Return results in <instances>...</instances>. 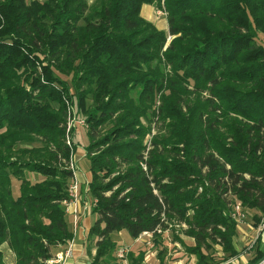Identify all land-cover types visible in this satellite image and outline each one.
Masks as SVG:
<instances>
[{
	"label": "trees",
	"instance_id": "1",
	"mask_svg": "<svg viewBox=\"0 0 264 264\" xmlns=\"http://www.w3.org/2000/svg\"><path fill=\"white\" fill-rule=\"evenodd\" d=\"M260 35L264 0H0V247L14 264H47L73 239L78 147L95 200L90 264H145L142 250L118 258L120 231L150 235L159 264L168 231L196 264L237 257L235 207L253 228L264 220ZM72 110L87 144H66ZM262 245L247 264H264Z\"/></svg>",
	"mask_w": 264,
	"mask_h": 264
},
{
	"label": "crops",
	"instance_id": "2",
	"mask_svg": "<svg viewBox=\"0 0 264 264\" xmlns=\"http://www.w3.org/2000/svg\"><path fill=\"white\" fill-rule=\"evenodd\" d=\"M91 2L93 0H90ZM90 2V3H91ZM155 8L153 6L149 5H144L141 8L140 15L142 18L145 20L151 22L154 24L156 27L158 26V23H156L154 17L155 15ZM155 18V19H154ZM159 30L162 31H167L168 26H167V21L165 19L164 23L159 24L157 27ZM73 139V136H71V140ZM73 141V140H72ZM72 161L75 166V172L73 175V179L70 182V186L75 182L77 183V188H78V198L76 202H72V204L66 206V218L69 224V229L73 234V239L71 241V255L69 258H67L64 262V264H90V257L94 255V249L92 247V240H88V232L89 229L91 228L92 224L94 223L96 219V215L92 212L93 205L95 203L94 198L90 195L88 191V184L90 183L91 180V174L89 172V162L87 158L85 157L84 150L82 148L76 149L75 153L72 154ZM75 206L76 211H77V216H78V223L76 226L73 224V207ZM248 230L254 234L251 237V241L249 244V247L247 248L244 247L245 243L241 241L242 237L245 236V230L239 227L238 225V233L236 238L234 239V247L236 251L239 253V255L235 258H232L222 264H247L249 259L252 256V251L251 247L253 246L254 242L256 241L257 238L261 240V243L263 244L262 247H264V220L261 223V225L257 228H253V226H248ZM241 229V231H240ZM255 232V233H254ZM139 240H134L131 246H134L135 243H137ZM193 241V240H192ZM177 243V242H175ZM132 248V247H131ZM132 248L131 251H135ZM245 248V249H244ZM138 249V248H137ZM0 250L3 252V254L7 253L9 257V264H14V256L11 253V251L8 249L6 245H2L0 247ZM61 252V251H57ZM10 253V254H9ZM156 252V259L158 261ZM4 254V255H5ZM251 254V255H250ZM245 255V257H244ZM192 256V255H191ZM12 258V260H11ZM167 256L165 257L166 261ZM195 258V257H194ZM145 261V260H144ZM164 263L166 264V262ZM178 261V260H177ZM174 261V262H177ZM5 264V262H4ZM146 264V262H145ZM183 264V263H181ZM194 264H196V258L194 260Z\"/></svg>",
	"mask_w": 264,
	"mask_h": 264
},
{
	"label": "rangeland",
	"instance_id": "3",
	"mask_svg": "<svg viewBox=\"0 0 264 264\" xmlns=\"http://www.w3.org/2000/svg\"><path fill=\"white\" fill-rule=\"evenodd\" d=\"M90 2L91 1L89 0V3ZM154 17H156V19L155 18L154 19H155L156 23H158V26H159V24L164 23L165 19H166L165 15L162 12L156 11V10H155ZM258 43L264 46V36L263 35H260L258 37ZM70 118L71 119L68 122V126L71 127L70 128V133H69L70 138H71V136H73L74 141L80 142V144H81V142H82V144H87L88 143V138H87L86 127L85 126H80L81 124L79 122L81 120H79V118H77V116L75 115V112L73 110H72V115L70 116ZM74 129H75V134H74ZM74 184H76V187H77V183L74 182L71 186H69V189ZM69 189H68V193H69V196H70ZM77 193H78V188L76 189V198L73 199V198L70 197L71 201L69 200L70 202H68L67 205H70V204H72V202H76L77 201V198H78V194ZM252 214H253V212L247 211L244 214L241 213V217H239V227L244 229L245 232H246L245 236L242 237L241 241L243 243H245L244 247L247 246V248L249 247V244H250V241H251V237L250 236L254 235V234H252V232H250L251 230L250 231L248 230V228H249L248 226L252 227V225H253V223L250 220ZM72 215H73V224H74V226H76L77 223H78V216H77V211H76L75 206L73 207ZM240 231H241V229H240ZM176 233L177 232L173 233V231H171V232L168 231V232L164 233L163 237H162V247L161 248H164L165 252H166V256H167L166 261H165L166 264H181V263H183V264H194V260H195L194 257L195 256L194 255L191 256L189 253L185 252L184 247H182L178 242L177 243L173 242V240H174L173 236H175ZM180 238L185 242L186 246H192L193 245L192 239L184 237L182 235L180 236ZM111 239L117 245L115 253L118 254V252H119L118 250H120V249L126 250V252H127L128 250H131L132 248L137 247L138 249L137 248L134 249L136 252L139 251V250L145 251V253H146V256H145L146 264H158L155 255H156V252H158L160 250L159 249L160 247L158 248V247H155L153 245V242L151 241L150 236L142 235L140 238H138L139 241L137 243H135L134 246H131L132 248L129 247V246L132 245L134 240L125 231H120V232L114 233L113 236L111 237ZM91 245H92V247L94 249L95 244L92 243ZM67 247L66 248L57 249V250H55L53 252V254L56 253L57 251H61V252H57L56 254L63 253V252H65ZM94 251H95V249H94ZM217 251L220 252V248H217ZM94 254H95V252H94ZM125 254L123 255V258L125 256ZM217 254L220 255V253H218V252H217ZM244 257H245V255H244ZM91 259H92V256L90 257V261H91ZM11 260H12V258H11ZM174 261H177V262H174ZM4 262H5V264H9L8 263L9 262V257L7 255V253L4 255ZM111 262H112L111 258L109 257L108 259H105L104 261H102L101 264H113Z\"/></svg>",
	"mask_w": 264,
	"mask_h": 264
},
{
	"label": "built area",
	"instance_id": "4",
	"mask_svg": "<svg viewBox=\"0 0 264 264\" xmlns=\"http://www.w3.org/2000/svg\"><path fill=\"white\" fill-rule=\"evenodd\" d=\"M81 125H83V122L82 121H80L79 122ZM70 124V123H69ZM70 126H68V128H67V134H69V131H70ZM70 136L68 135L67 136V138H66V144L68 145V146H71V141H70V138H69ZM69 167H70V170L72 171V173H73V175H74V172H75V166H74V163H73V161H72V159H70V163H69ZM76 189H77V187H76V184H74L70 189H69V192H70V196L69 197H71V198H73V199H75L76 198ZM71 201V200H70ZM69 201V202H70ZM241 209H240V207H239V205H237L236 207H235V212H234V218H236V220H239V217H241ZM144 235H148V234H144ZM148 236H150V235H148ZM71 242V241H70ZM68 243L67 244V249L65 250V252H63V253H58V254H56L54 257H52V258H50V260H48L47 261V264H64V262H65V260L67 259V258H69L70 257V255H71V243ZM70 244V245H69ZM126 253V250H122V249H120L119 250V252H118V257L119 258H123V255Z\"/></svg>",
	"mask_w": 264,
	"mask_h": 264
}]
</instances>
